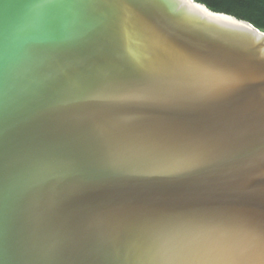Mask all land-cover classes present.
I'll use <instances>...</instances> for the list:
<instances>
[{"label":"water","instance_id":"water-1","mask_svg":"<svg viewBox=\"0 0 264 264\" xmlns=\"http://www.w3.org/2000/svg\"><path fill=\"white\" fill-rule=\"evenodd\" d=\"M0 264H264V31L0 0Z\"/></svg>","mask_w":264,"mask_h":264},{"label":"trees","instance_id":"trees-1","mask_svg":"<svg viewBox=\"0 0 264 264\" xmlns=\"http://www.w3.org/2000/svg\"><path fill=\"white\" fill-rule=\"evenodd\" d=\"M209 9L244 19L264 31V0H196Z\"/></svg>","mask_w":264,"mask_h":264}]
</instances>
